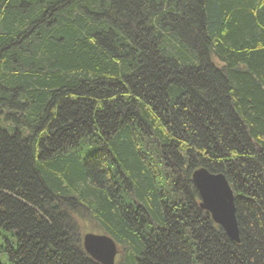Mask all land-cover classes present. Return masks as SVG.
Listing matches in <instances>:
<instances>
[{"label":"trees","instance_id":"16d2710c","mask_svg":"<svg viewBox=\"0 0 264 264\" xmlns=\"http://www.w3.org/2000/svg\"><path fill=\"white\" fill-rule=\"evenodd\" d=\"M81 218L115 264H264V0H0V264H98Z\"/></svg>","mask_w":264,"mask_h":264},{"label":"water","instance_id":"95a60500","mask_svg":"<svg viewBox=\"0 0 264 264\" xmlns=\"http://www.w3.org/2000/svg\"><path fill=\"white\" fill-rule=\"evenodd\" d=\"M191 181L198 193L199 207L206 211L233 243H239L232 190L223 174H213L204 168L195 170ZM86 254L98 264H115L119 249L105 234H86L82 239Z\"/></svg>","mask_w":264,"mask_h":264},{"label":"rangeland","instance_id":"374dc122","mask_svg":"<svg viewBox=\"0 0 264 264\" xmlns=\"http://www.w3.org/2000/svg\"><path fill=\"white\" fill-rule=\"evenodd\" d=\"M215 64H219L217 59H214ZM78 225H80V234L81 239L84 238L86 234L94 233V234H102L100 229L97 225H95L93 222L88 220L87 218H81L78 220Z\"/></svg>","mask_w":264,"mask_h":264}]
</instances>
